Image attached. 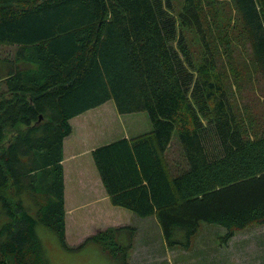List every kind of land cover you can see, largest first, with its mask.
<instances>
[{
  "label": "trees",
  "instance_id": "1",
  "mask_svg": "<svg viewBox=\"0 0 264 264\" xmlns=\"http://www.w3.org/2000/svg\"><path fill=\"white\" fill-rule=\"evenodd\" d=\"M0 0V264H48L36 234L51 229L66 249L63 140L70 119L112 99L118 113L145 111L152 129L91 153L114 206L153 216L168 248L188 249L201 222L236 231L264 224V133L234 110L213 44L226 57L244 40L264 82V0ZM204 54L195 62L186 31ZM218 32L221 41L213 39ZM176 130L187 169L172 175L165 152ZM135 228L85 238L116 264Z\"/></svg>",
  "mask_w": 264,
  "mask_h": 264
},
{
  "label": "rangeland",
  "instance_id": "2",
  "mask_svg": "<svg viewBox=\"0 0 264 264\" xmlns=\"http://www.w3.org/2000/svg\"><path fill=\"white\" fill-rule=\"evenodd\" d=\"M181 5L182 0H171V11L175 16H177V12L180 10ZM214 8L218 12L219 20L223 22H231V20H235L237 16L233 3L230 0H214ZM186 35L194 61H201L204 50L198 35L193 30L186 31ZM214 39L221 41L220 34L217 31L211 41ZM213 45L216 50L218 64L225 75V82L229 89L231 104L234 110L245 120L247 125L248 120L252 121L254 125V134L264 133V82L253 62L250 47L244 40L236 38L230 46L232 54L226 57L221 42ZM12 53L13 48L11 46L0 44V63ZM82 114L84 115L77 120L86 119L88 124L85 128L81 126V129L84 130L82 134L79 135L76 129L71 136H73L74 140L87 137L95 147L122 138L126 135L133 137L146 133L152 129L149 116L145 111L125 114L118 113L112 99ZM88 156L90 158L89 162L91 166H94V171L97 174L92 155L89 154ZM165 156L172 175L179 174L187 169V161L183 155L176 130L172 132ZM120 209L131 214L134 222L143 219L136 216L128 209L123 207H120ZM151 218L154 217L151 216ZM139 225L143 227L142 232L151 231L150 228L144 227L145 224ZM139 225L137 224V227H134L135 233L133 235L132 247L129 249V252H132L131 255H133L135 249H137V251L140 249L141 256L139 259H142L145 263L143 259L145 257L143 253L144 246L141 247L140 242L141 233H136ZM35 231L44 248L48 264H116L97 242L90 241L83 243V241L78 243L76 247L66 249L63 247L64 245L60 242L58 236L48 227L38 223L35 227ZM157 231V226H155L154 230H152V232H155V241H149L151 253L157 250H153V248L157 247L159 243L163 245L164 242L161 229L159 231L160 238H158ZM224 232L225 229L220 225L201 222L198 231L191 238L188 249L175 246L176 249H171L169 251L172 260L174 261V259H177L178 264H220L222 261L232 264V262L244 263L254 258H258V260L255 261L256 264L263 261L264 224L250 225L236 231L234 236L230 238L227 243L222 242L221 236ZM164 245L163 251L165 250L166 252L169 249H166L168 247L165 243ZM161 257L165 260L163 264H168L166 262L167 255L165 258L164 252ZM129 258L131 259L130 255Z\"/></svg>",
  "mask_w": 264,
  "mask_h": 264
},
{
  "label": "crops",
  "instance_id": "3",
  "mask_svg": "<svg viewBox=\"0 0 264 264\" xmlns=\"http://www.w3.org/2000/svg\"><path fill=\"white\" fill-rule=\"evenodd\" d=\"M82 115L84 114L81 113L70 119L72 130L63 140L62 164L64 168L65 238L68 246L72 248L76 247L77 244L83 242L86 237L109 226L131 224L137 227V224H145L144 227L150 228L151 231L142 232L143 227L140 225L136 231V233H141L140 242L141 247L144 246L143 253L145 257L143 259L145 263L142 259H139L141 256L140 249L138 251L135 249L133 255H131L132 252H129L131 259L136 264H163L165 260L161 255L164 252L165 258L167 255L166 262L168 264H178L177 259H174V261L172 260L169 252L171 249L176 248H166L169 250L165 252V250L163 251V247L165 246L164 242V246L159 243L157 247L153 248V250H157L151 253L149 245L152 240L155 241V232H152L155 226H157L158 238L161 237H159V225L154 218L146 217L141 220H136L135 218L136 221L134 222L131 214L121 210L119 206H114L110 203L98 175V171L96 174L93 168L94 166H91L89 162L90 158L88 155H92L91 151L94 149L95 145L91 144L87 137L74 140L73 136H71L76 129L79 135L84 132L81 126L85 128L88 124L87 120H77ZM127 136L128 135L124 137ZM128 138H130V136H128ZM256 260H258V258L244 263L232 262V264H256ZM263 261L258 264H264ZM220 264L228 263L222 261Z\"/></svg>",
  "mask_w": 264,
  "mask_h": 264
}]
</instances>
